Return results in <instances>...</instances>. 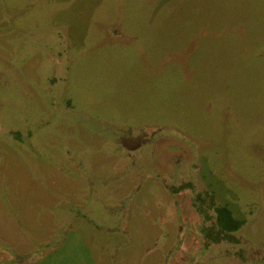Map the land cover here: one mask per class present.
I'll return each mask as SVG.
<instances>
[{
  "label": "rangeland",
  "instance_id": "rangeland-1",
  "mask_svg": "<svg viewBox=\"0 0 264 264\" xmlns=\"http://www.w3.org/2000/svg\"><path fill=\"white\" fill-rule=\"evenodd\" d=\"M5 9L9 26L0 31H9L11 62L26 50L19 36L56 30L68 41L65 79L40 100L57 98L71 112L35 120L41 153L60 155L63 138L72 147L83 143L93 169L107 175L110 164L93 154L109 159L119 127L160 124L195 139L202 179L235 211L264 201V0H0V17ZM36 104L12 92L4 108ZM77 116L95 125L94 137L83 123L78 143L46 125ZM155 183L146 179L141 192L156 191ZM91 227L73 220L58 248L27 264H97V250L121 236Z\"/></svg>",
  "mask_w": 264,
  "mask_h": 264
},
{
  "label": "flooded vegetation",
  "instance_id": "flooded-vegetation-1",
  "mask_svg": "<svg viewBox=\"0 0 264 264\" xmlns=\"http://www.w3.org/2000/svg\"><path fill=\"white\" fill-rule=\"evenodd\" d=\"M5 10L0 25L9 26ZM8 33L0 31V264L39 260L65 241L73 220L121 236L97 250V264H264V201L237 212L219 199L200 174L198 143L172 127H119L109 159L93 154L100 163L108 161L107 175L93 169L78 143L81 123L95 135V125L78 116L46 123L58 136L77 138L78 146L63 138L60 155L41 153L33 137L41 124L35 120L42 112H71L57 98L40 100L65 79L68 41L56 30L50 37L19 36L16 43H25L26 50H17L11 62ZM12 92L37 108L7 113ZM148 178L157 182L149 194L141 192Z\"/></svg>",
  "mask_w": 264,
  "mask_h": 264
}]
</instances>
